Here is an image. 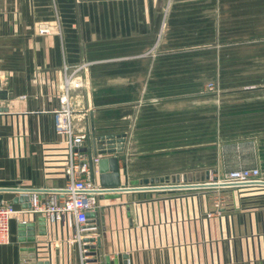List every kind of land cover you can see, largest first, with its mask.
Segmentation results:
<instances>
[{
    "label": "crops",
    "instance_id": "0c3cea01",
    "mask_svg": "<svg viewBox=\"0 0 264 264\" xmlns=\"http://www.w3.org/2000/svg\"><path fill=\"white\" fill-rule=\"evenodd\" d=\"M73 72L85 153L102 158L99 136L125 139L118 187L215 182L240 168L264 179V0H0V189L65 184L55 117ZM209 82L219 91L205 96ZM120 195L100 201L112 264H264V187ZM17 196L4 202L27 209ZM38 219H12L0 264H82L57 224L40 236L36 223L38 259H23L33 245L20 243L19 225Z\"/></svg>",
    "mask_w": 264,
    "mask_h": 264
},
{
    "label": "built area",
    "instance_id": "2783aa9c",
    "mask_svg": "<svg viewBox=\"0 0 264 264\" xmlns=\"http://www.w3.org/2000/svg\"><path fill=\"white\" fill-rule=\"evenodd\" d=\"M38 33L41 36L49 35L52 33V29L48 25H41L38 28ZM75 74L76 72H73L65 80V92L61 98L62 109L56 112L55 117V133L58 137L63 138L66 147V162L64 165L65 184L62 187L54 189V191H50L48 188L23 189L31 196L28 203L30 207L24 210H18L15 205L3 201L0 207V246L12 243L10 225L16 215L37 216L45 219L47 226L48 224H57L62 229L72 231V236L68 239V242L80 245L82 264H89L87 261L88 250L85 248L84 238L87 233H93L98 227H88V214L104 207L98 200L99 196L114 189H105L94 181L92 168L94 167L98 171L102 158L85 153L83 148L89 137L85 133H75L73 129L74 111L71 108L70 92L71 87L80 86L74 80ZM207 89L209 92H215L217 90L216 84L209 83ZM1 115L2 98L0 92ZM214 183L223 186L222 188L229 189L264 187V179L259 168L233 170L227 173L224 179ZM196 185H162L159 188H163L160 189L161 191L196 190L194 188ZM204 189L213 188L206 187ZM214 216L215 212L208 213V218H213Z\"/></svg>",
    "mask_w": 264,
    "mask_h": 264
},
{
    "label": "water",
    "instance_id": "95a60500",
    "mask_svg": "<svg viewBox=\"0 0 264 264\" xmlns=\"http://www.w3.org/2000/svg\"><path fill=\"white\" fill-rule=\"evenodd\" d=\"M96 142L103 144L104 147H101V149L97 148L96 143V151L99 153V155L102 156V159L98 166V171L101 176V183L104 186L105 189H114L112 191L105 192L101 194L98 198L99 201L103 200H116L121 198V193L129 192V191H161L159 186L145 188V187H129V188H121L119 186V180H120V169H119V157L116 155L118 153L123 152V144L125 143L124 137L116 136V135H102L96 138ZM121 144V145H120ZM86 152V150H83ZM106 155H111L110 157H106ZM93 176L95 169L92 168ZM95 181V177L93 178ZM264 185V183H263ZM220 185L218 183H213L209 185H203V184H197L194 186L196 189H203L206 187L209 188H217ZM141 188V189H140ZM144 188V189H143ZM172 188V187H169ZM186 188V187H183ZM171 190V189H170ZM8 192L13 193H19V196L15 197L14 203H22L23 200L27 202V205H25L24 208H29L30 205L28 204L31 196L28 195V192H25V190L22 189H0V207L3 204L4 201V194ZM105 207H101L100 210L97 209L95 212L88 214V227H98L97 230L93 231L92 234L97 235V237H90L86 238L84 240L85 248L88 250V256H91L94 258L93 262L94 264H112L110 256H106L103 251L102 246V233H104L105 237L107 236L106 232V217H105ZM128 217H131V213L128 212ZM38 223V230L40 236H46L47 235V224L45 219L40 218L37 220V222H29V223H21L19 225V241L22 244H32L33 247H25L23 249V252L25 253H32V255H23V259L27 260L29 258L33 259L35 262L38 259L36 242H37V230L36 226ZM102 226V228H101ZM34 253V254H33ZM29 256V257H28ZM124 264H128V255H124ZM34 264H50L48 262H39ZM115 264H119L117 261H115Z\"/></svg>",
    "mask_w": 264,
    "mask_h": 264
},
{
    "label": "rangeland",
    "instance_id": "374dc122",
    "mask_svg": "<svg viewBox=\"0 0 264 264\" xmlns=\"http://www.w3.org/2000/svg\"><path fill=\"white\" fill-rule=\"evenodd\" d=\"M167 1H169V3L171 4V2L172 1H174V0H167ZM209 83H215V82H209ZM209 83H206V85L204 86V93H203V95H207V94H213V93H217L218 91H219V86L218 85H216V88H217V90L215 91V92H209L208 91V89H207V87H208V84ZM216 84V83H215ZM215 182H218V181H215ZM209 183H214V181L213 180H211V181H205V182H200V183H195V184H209ZM183 185H187V184H183ZM190 185V184H189ZM258 188H260V187H258ZM262 188V187H261ZM224 189V188H223ZM225 189H229V188H225ZM196 190H203V189H196ZM216 199H218V196H216ZM226 202H229V201H226ZM216 207H220V203H218L217 204V206H215V208Z\"/></svg>",
    "mask_w": 264,
    "mask_h": 264
},
{
    "label": "bare ground",
    "instance_id": "6f19581e",
    "mask_svg": "<svg viewBox=\"0 0 264 264\" xmlns=\"http://www.w3.org/2000/svg\"><path fill=\"white\" fill-rule=\"evenodd\" d=\"M223 186H219V187H217V188H222Z\"/></svg>",
    "mask_w": 264,
    "mask_h": 264
}]
</instances>
